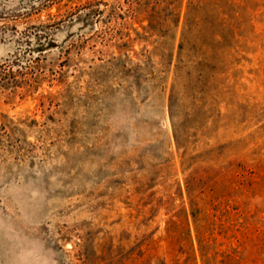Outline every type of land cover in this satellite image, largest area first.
Instances as JSON below:
<instances>
[{"label": "rangeland", "instance_id": "rangeland-1", "mask_svg": "<svg viewBox=\"0 0 264 264\" xmlns=\"http://www.w3.org/2000/svg\"><path fill=\"white\" fill-rule=\"evenodd\" d=\"M0 264H264V0H0Z\"/></svg>", "mask_w": 264, "mask_h": 264}, {"label": "trees", "instance_id": "trees-1", "mask_svg": "<svg viewBox=\"0 0 264 264\" xmlns=\"http://www.w3.org/2000/svg\"><path fill=\"white\" fill-rule=\"evenodd\" d=\"M44 46H45V43H42V45L40 47L43 48Z\"/></svg>", "mask_w": 264, "mask_h": 264}]
</instances>
